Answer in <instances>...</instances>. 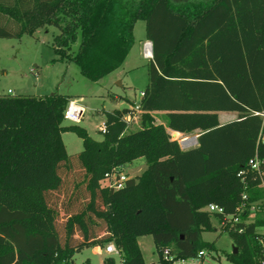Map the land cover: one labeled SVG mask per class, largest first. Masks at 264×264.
I'll return each instance as SVG.
<instances>
[{
	"label": "trees",
	"instance_id": "trees-1",
	"mask_svg": "<svg viewBox=\"0 0 264 264\" xmlns=\"http://www.w3.org/2000/svg\"><path fill=\"white\" fill-rule=\"evenodd\" d=\"M139 19L153 58L138 129L127 132L129 108L106 111L107 132L97 140L77 124L62 125L67 95L0 94V264H75L77 251L110 242L122 264H147L143 235L153 236L159 263L167 264L162 250L169 245L178 257L216 249L203 233L217 230L213 220L221 219L206 205L231 214L244 191L250 200L264 197L261 179L248 170L256 153L264 160L257 114L264 112V0H0V38L56 26L59 58L76 62L93 81L123 65ZM155 111L165 112L166 125ZM219 111L239 117L221 124ZM168 128L201 130L198 145L183 149ZM67 130L84 143L74 160L62 139ZM141 157L148 165L142 174L122 188L103 185L113 168ZM75 164L82 180L68 193L62 172ZM80 185L88 200L74 210ZM262 225L260 213L252 223L221 229L238 248L226 254L232 264H260Z\"/></svg>",
	"mask_w": 264,
	"mask_h": 264
},
{
	"label": "rangeland",
	"instance_id": "rangeland-1",
	"mask_svg": "<svg viewBox=\"0 0 264 264\" xmlns=\"http://www.w3.org/2000/svg\"><path fill=\"white\" fill-rule=\"evenodd\" d=\"M182 1L185 0H172L173 3ZM58 33V27L44 26L37 29L33 35L0 38V92L7 94L11 89L13 91L11 95L53 93L67 95L85 107L84 116L79 122L65 117L62 125L77 124L85 128L94 139L101 140L104 134L100 127L106 122V111L123 109L135 101L138 102L140 92L149 83L150 59L144 55V43L147 40L146 21L139 19L136 22L133 30L135 42L123 65L99 81H93L84 76L76 62L59 58L54 48V38ZM79 42L80 40L73 46L74 51L78 49ZM154 116L157 123L164 121L163 113H154ZM141 117L142 113L138 115V120L127 128V132L141 127ZM182 136L194 137V133L190 132ZM181 137L176 139L180 145ZM62 139L74 160L78 152L84 149L82 137L74 131L67 130L62 132ZM197 145L198 143H194L188 147L183 148L182 145L181 147L188 150ZM147 166L146 160L141 157L125 164L123 172L130 178L136 177L142 174ZM62 174L65 177V187L70 193L74 190L76 183L82 180L83 171L78 164H75L70 173L63 170ZM78 192L79 200L73 205L74 210L79 209L88 200L84 185L79 186ZM213 221L217 230L204 232L203 238L215 243L214 252L222 264H230L226 254L234 246V237L229 232L222 231L217 220ZM99 234L103 235L104 231L101 230ZM138 241L147 264L153 262L158 264L159 256L153 236L143 235L138 238ZM109 257L114 259V264H122L121 255L107 253L105 246L101 249L97 246L84 247L75 253L74 261L75 264H110L106 261ZM207 263L214 264L215 260L208 259Z\"/></svg>",
	"mask_w": 264,
	"mask_h": 264
},
{
	"label": "built area",
	"instance_id": "built-area-1",
	"mask_svg": "<svg viewBox=\"0 0 264 264\" xmlns=\"http://www.w3.org/2000/svg\"><path fill=\"white\" fill-rule=\"evenodd\" d=\"M144 55L146 58L150 60L153 58V44L149 40H146L144 43ZM10 93H13L11 89L8 90L7 94ZM0 94H4V93L0 92ZM140 94L142 97L144 95V92L141 91ZM84 109L85 107L82 104L71 99L65 111V117L72 121L79 122L84 116ZM129 109L130 110L123 116V120L126 123V128H128L133 122H136L138 120V115L142 113V109L140 107V101L135 103ZM257 114H260L264 120V112L262 113L258 112ZM100 130L103 134L106 133L107 132L106 124H104V126H101ZM189 138L192 137H185V136L181 137V145L183 148L191 146L194 143H197L196 138L193 137L195 138V142L186 145L185 141ZM259 142L264 143L263 131H261L259 134L258 143ZM263 163L264 160L260 158L258 153H256V155L249 160L248 170L253 172L255 177L261 179V183L259 184V187L262 188L264 191ZM241 173L244 172L241 171ZM129 178L130 177L123 172V166L116 167L113 168L111 172H108L106 174L103 180V185L114 189L122 188L124 187L126 181ZM243 180H245V177H243ZM203 209L213 214L220 215L221 220L218 221V225L221 229L228 231L234 228L236 226V223L238 222H244L246 224L252 223L256 220L258 214L261 213L262 215H264V197L255 200H250V196L248 192L244 191L241 200L236 207L235 212L231 214L226 213L224 206L214 202L209 203ZM243 230L244 228L238 229L239 232H242ZM256 234H257L256 238L260 246V254L258 259L260 264H264V225L257 227ZM105 251L107 253H119L122 257L120 250L116 247L114 242H110L108 245H106ZM214 251L215 250H211V249H201L194 256L178 257L177 254L175 253L174 247L172 245H169L163 248L162 258L164 261L167 262V264H208L207 263L208 259H214L215 260L214 264H222V262L218 260L217 258L218 256H216ZM230 264L232 263L230 262Z\"/></svg>",
	"mask_w": 264,
	"mask_h": 264
},
{
	"label": "crops",
	"instance_id": "crops-1",
	"mask_svg": "<svg viewBox=\"0 0 264 264\" xmlns=\"http://www.w3.org/2000/svg\"><path fill=\"white\" fill-rule=\"evenodd\" d=\"M148 40V39H147ZM141 94H140V99H139V101L141 100ZM138 101V102H139ZM133 102V101H132ZM135 103H137V101H135L133 104H129V106L128 107H124V108H130V107H132ZM154 113H165L164 111H155V112H153V114ZM218 115H219V121H220V123L221 124H225V123H228V122H231V121H234V120H237L238 119V117H239V113L237 112V111H219L218 112ZM165 122H166V120L164 119V121H162V123H164L165 124ZM167 123V122H166ZM168 130H169V132L171 133V131H172V133H171V135L174 133V132H178V133H180L181 135L182 134H187V133H185V132H180V131H175V130H172L171 128H168ZM193 133H194V137L195 136H198L199 137V135H200V132H201V130H199V129H197V130H195V131H192ZM191 132V133H192ZM197 143H198V138H197ZM141 247V246H140ZM97 248H99V249H101V247H99V246H97ZM143 252V251H142ZM152 264H156L155 262H153ZM158 264H159V262H158Z\"/></svg>",
	"mask_w": 264,
	"mask_h": 264
},
{
	"label": "water",
	"instance_id": "water-1",
	"mask_svg": "<svg viewBox=\"0 0 264 264\" xmlns=\"http://www.w3.org/2000/svg\"><path fill=\"white\" fill-rule=\"evenodd\" d=\"M172 138L173 139H177V138H175V132L172 134ZM195 138L197 140L198 136H195ZM233 249H234V253L236 254L238 252V248L237 247H233Z\"/></svg>",
	"mask_w": 264,
	"mask_h": 264
},
{
	"label": "bare ground",
	"instance_id": "bare-ground-1",
	"mask_svg": "<svg viewBox=\"0 0 264 264\" xmlns=\"http://www.w3.org/2000/svg\"><path fill=\"white\" fill-rule=\"evenodd\" d=\"M195 142V138H189L185 141V144L188 145V144H191V143H194Z\"/></svg>",
	"mask_w": 264,
	"mask_h": 264
}]
</instances>
